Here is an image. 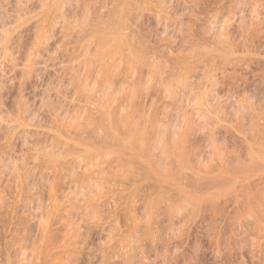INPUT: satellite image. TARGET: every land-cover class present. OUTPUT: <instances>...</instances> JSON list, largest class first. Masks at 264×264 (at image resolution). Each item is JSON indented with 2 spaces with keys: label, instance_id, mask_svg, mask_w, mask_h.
<instances>
[{
  "label": "rangeland",
  "instance_id": "374dc122",
  "mask_svg": "<svg viewBox=\"0 0 264 264\" xmlns=\"http://www.w3.org/2000/svg\"><path fill=\"white\" fill-rule=\"evenodd\" d=\"M21 1L0 0L1 24L24 20L0 62V264L264 263L260 225L244 214L264 221L263 179L238 206L198 200L221 164L248 162L246 143L264 127V8L62 0V14L45 15L39 0ZM100 106L123 133L144 131L145 153L169 144L161 170L170 179L136 159L89 154L101 141Z\"/></svg>",
  "mask_w": 264,
  "mask_h": 264
},
{
  "label": "bare ground",
  "instance_id": "6f19581e",
  "mask_svg": "<svg viewBox=\"0 0 264 264\" xmlns=\"http://www.w3.org/2000/svg\"><path fill=\"white\" fill-rule=\"evenodd\" d=\"M31 1V0H30ZM61 1L62 0H39V2H37L38 3V7H39V11L42 13H44L45 14V12H46V14L47 13H49L51 10H54L53 12H60V10L62 9V7H63V5L61 4ZM66 0H63V4H64V2H65ZM69 1V0H68ZM121 1V0H120ZM125 1V0H124ZM247 1V0H246ZM254 1V0H253ZM20 3H22V1L21 0H13V2L11 3V6H15V7H17V9H18V6H19V8H20V5H22L23 6V4H20ZM26 3V2H25ZM119 3V2H118ZM247 3V2H246ZM20 4V5H19ZM35 4V3H34ZM244 4H245V2H244ZM249 4V3H248ZM253 5V4H252ZM120 6V5H119ZM253 6H260L261 8H264V0H255V5H253ZM118 7V6H117ZM254 8V10L256 9H258V8ZM116 8V7H115ZM260 8V9H261ZM21 9V8H20ZM19 9V10H20ZM119 9V8H118ZM117 9V10H118ZM234 9V8H233ZM260 9H258L257 11H259ZM0 10H1V8H0ZM14 10V9H13ZM36 10V9H35ZM37 10H38V8H37ZM36 10V11H37ZM234 10H236V9H234ZM240 10V9H239ZM248 10V9H247ZM252 10V14H253V9H251ZM255 10V12H254V15L256 14V18H257V11ZM264 10V9H263ZM18 11V10H17ZM16 11V12H17ZM45 11V12H44ZM49 11V12H48ZM116 11V10H115ZM22 12V11H21ZM25 12H26V10H25ZM33 12V11H32ZM32 12H30V14L32 13ZM35 12V11H34ZM61 12H62V10H61ZM60 12V13H61ZM118 12V11H117ZM117 12H115V13H117ZM241 12V11H240ZM15 13V12H14ZM23 13V12H22ZM121 13V12H120ZM250 13V14H251ZM3 14V13H2ZM19 15H20V13H18ZM18 14H16V15H18ZM29 14V13H28ZM40 14V13H39ZM45 14V15H46ZM62 14V13H61ZM118 14V13H117ZM116 14V15H117ZM243 14V13H242ZM15 15V14H14ZM25 15V14H24ZM38 15V14H37ZM43 15V14H42ZM56 15V14H55ZM116 15L114 16V17H116ZM117 16H119V21H121V15L119 14V15H117ZM221 16V15H220ZM225 16V15H224ZM224 16H223V18H224ZM228 16H230L229 14H228ZM232 16V15H231ZM233 16H234V14H233ZM253 16V15H252ZM7 18H8V16H6ZM22 17H24L23 15H22ZM216 17H218V16H216ZM259 17V16H258ZM15 18H17V16L16 17H14V19ZM25 18V17H24ZM223 18H221V19H223ZM234 18V17H233ZM250 18V17H249ZM253 18V17H252ZM255 18V19H256ZM11 19H12V17H11ZM18 19V20H17ZM17 19H15V22H13L12 23V21H11V24H10V21L8 22H5L4 21V23H0L1 24V28H0V62L1 61H3V59H5L6 57H7V47H8V44H9V41H10V36H11V34H12V32H14L13 30L15 29V27H17V25L18 24H20L21 23V20H23V18L21 19V16L20 17H18ZM21 19V20H20ZM115 19V18H114ZM118 19V18H117ZM117 19H115V20H117ZM124 19H125V17H124ZM227 19V18H226ZM229 19V18H228ZM231 19V18H230ZM241 19V18H240ZM1 20V19H0ZM3 20V19H2ZM1 20V21H2ZM7 20V19H6ZM10 20V19H9ZM26 20V19H25ZM30 20V19H29ZM28 20V21H29ZM214 20H216V19H214ZM233 20V19H232ZM251 20V19H250ZM24 21V20H23ZM220 21H222V23L224 22L223 20H220ZM227 21V20H226ZM225 21V22H226ZM244 21V20H243ZM258 21V20H257ZM261 21H263V20H261ZM3 22V21H2ZM20 22V23H19ZM217 22H218V20H217ZM224 22V23H225ZM253 22V21H252ZM116 22H114V27L116 26V24H115ZM214 23V22H213ZM222 23H221V25H222ZM119 24V23H118ZM122 24V23H121ZM219 24H220V22H219ZM229 24V23H228ZM113 25V24H112ZM220 26V25H219ZM224 26H226V25H224ZM229 26V25H228ZM110 27H112V29H113V26H110ZM120 27H121V25H119V30H120ZM215 27V26H214ZM218 27V26H217ZM219 28V27H218ZM220 28H221V26H220ZM225 28V27H224ZM228 28V27H227ZM108 29V31H110L109 29H111V28H107ZM111 29V31L113 32V30L115 29H113L112 30ZM223 29V28H222ZM214 30H216V29H214ZM218 30V29H217ZM216 30V31H217ZM221 30V29H220ZM107 31V30H106ZM121 31V30H120ZM225 31V30H224ZM224 31H223V33H224ZM118 32V31H117ZM218 32V31H217ZM220 32V31H219ZM218 32V33H219ZM115 33V38H120L119 36L118 37H116V32H114ZM221 33V32H220ZM226 33V32H225ZM105 34V33H104ZM108 34V33H107ZM107 34H105V36L107 35ZM119 34V33H118ZM113 34L111 33V36H112ZM120 35V34H119ZM216 35V34H215ZM110 37V32H109V34L106 36V37ZM114 36V35H113ZM39 37V36H38ZM37 37V39H41V38H38ZM105 37V38H106ZM219 37V36H218ZM217 37V38H218ZM224 37V36H223ZM114 38V37H113ZM35 40H36V38H35ZM34 40V41H35ZM108 39L106 38L105 39V42L104 43H106V41H107ZM112 40H114V39H112ZM116 40V39H115ZM225 40V39H224ZM42 41V40H41ZM41 41H39V42H41ZM117 41V40H116ZM38 42V40H36V42H35V44H33V45H36L37 43H39ZM108 42V41H107ZM115 42V41H114ZM118 42V41H117ZM224 42V41H223ZM226 42H227V40H226ZM109 43V42H108ZM111 43V42H110ZM113 43V42H112ZM220 43V42H219ZM228 43V42H227ZM107 44V43H106ZM38 46H39V44H37ZM228 46H229V44H227ZM105 46H107V45H105ZM32 48H34L33 46H32ZM35 48H36V46H35ZM103 48H104V45H103ZM224 48V47H223ZM226 48H229V47H226ZM232 49V48H231ZM223 50V49H222ZM224 50H226L225 48H224ZM230 50V49H229ZM228 50V51H229ZM105 51V50H104ZM118 51V50H117ZM117 51H115V52H117ZM226 52V53H229V52ZM115 52H114V54H115ZM32 53V52H31ZM231 53V52H230ZM235 53V52H234ZM241 53V52H240ZM240 53H237V55H240ZM29 54L30 53H28V57H30L29 56ZM38 54V53H37ZM37 54H36V56H37ZM113 54V53H112ZM117 54V53H116ZM115 54V55H116ZM9 55V54H8ZM228 55V54H227ZM234 55V54H233ZM242 55H243V53H242ZM6 56V57H5ZM39 56V55H38ZM247 56H248V54H247ZM250 56V55H249ZM27 57V58H28ZM32 57V56H31ZM116 57V56H115ZM246 57V56H245ZM37 58V57H36ZM30 59V58H29ZM228 59V58H227ZM230 59V58H229ZM27 61V60H26ZM30 61H31V63H32V59H30ZM30 61H29V63H30ZM246 61V60H245ZM27 63V62H26ZM25 63V64H26ZM28 63V64H29ZM24 64V65H25ZM28 64H27V66H28ZM27 66H25V67H27ZM106 83V82H105ZM180 86L183 88V90H188V88L190 87H188V84H187V82H185V81H182L181 83H180ZM107 87V86H106ZM198 89V88H197ZM189 91V90H188ZM191 92H192V90H190ZM198 92L200 93L201 91L199 90H197V94H198ZM196 93V92H195ZM203 93V92H202ZM206 93V91L203 93V94H205ZM202 94V95H203ZM201 95V94H200ZM200 95H199V97H200ZM197 98V97H196ZM203 97H201V99H202ZM206 98V97H205ZM207 100V99H206ZM202 101H203V99H202ZM198 102H201L200 100H198ZM203 103V102H202ZM201 103V105L203 106V104ZM208 103V102H207ZM204 104V106H203V108H202V110H201V107H200V110L204 113H202L204 116H206V117H208L207 115H209V113L211 114L213 111H210L211 109H213V108H211L210 107V105L209 104ZM106 104V103H105ZM104 104V105H105ZM198 104V103H197ZM106 107H108V106H112V105H109L108 104V106L107 105H105ZM105 106H102V107H105ZM101 107V106H100ZM101 107V108H102ZM106 107H105V112L108 110V109H111L110 107L106 110ZM211 108V109H210ZM113 110V109H112ZM121 110H123V109H121ZM104 110H102V114H103V116H104V120H105V123H104V120L102 121V123H103V125H101L103 128L101 129H99V131H101V134L99 133V135H98V139L100 138L101 139V141H99L98 143H100L99 145L97 144L96 145V143H94L95 145H93V146H90V147H88V149H86L87 148V146H86V150L89 152V154H94V155H96V156H104V155H111V156H117V157H125V158H127V159H136V160H138V161H140L141 163H143V164H145L146 165V167H148L154 174H152V175H155V179L157 180V179H159V180H167V179H170L169 177H168V175L167 176H165V175H163V173H165V172H163L161 169H163V167H162V165L163 164H161L162 162L161 161H163L162 159H163V157L166 155V153L167 152H169V148L167 147V146H169V144L168 143H165V142H163V140H162V138L160 139V140H162V142H163V145H162V147H161V145L160 146H158L156 149H158V151L156 150V149H154L155 151H153L152 153L150 152V154H148V152L147 153H145L144 152V149L143 148H145V147H143V144H144V142H145V140L143 141V139H144V131H143V133H141V134H139V132H138V134L137 133H135V132H131V130H130V132L132 133H130V134H125V132L127 131L126 129V131L123 133L122 131H120L121 129V127L122 126H120V128H117V124H118V126H119V119L117 120L118 121V123L116 122V125H115V121H116V119H114L113 118V114H112V118L110 117L111 115H109V111H107L106 113L105 112H103ZM200 111V112H201ZM118 112H120V111H118ZM122 112V111H121ZM105 113V114H104ZM198 113V112H197ZM214 114H215V112H213ZM115 114H118L119 115V113H115ZM122 114V113H121ZM120 114V115H121ZM200 114V113H199ZM214 114L213 115H210V116H214ZM117 115V116H118ZM123 115H124V113H123ZM123 115H121V117L123 116ZM126 115H128V114H126ZM126 115H124L125 116V118H122V119H126L127 120V116ZM203 115H202V117H203ZM215 116H216V114H215ZM215 116L213 117V118H215ZM99 117H100V115H99ZM120 117V116H119ZM217 117V116H216ZM115 118H117V117H115ZM113 119H114V122H113ZM129 119V118H128ZM217 120V119H216ZM99 121V120H98ZM120 121H122V120H120ZM125 121V120H124ZM97 122V121H96ZM126 122V121H125ZM125 122H122L123 123V126H124V123ZM128 122V121H127ZM217 122H219V121H217ZM121 123V124H122ZM93 125V124H92ZM256 126H257V124H255ZM131 126H132V124H131ZM255 126V127H256ZM259 126V125H258ZM261 127V125L259 126V128ZM165 128V127H164ZM163 128V129H164ZM258 128V127H257ZM93 129V128H92ZM120 129V130H119ZM122 129H124L123 127H122ZM128 129V128H127ZM130 129V128H129ZM134 129V128H133ZM255 129V128H254ZM261 129V128H260ZM253 130V129H252ZM257 130V129H256ZM133 131V130H132ZM136 131V130H135ZM97 132V131H96ZM141 132V131H140ZM159 132V131H158ZM126 133H128V131L126 132ZM161 133H162V131H161ZM174 133V132H173ZM249 133H252V134H254L253 133V131H251L250 130V132ZM95 134V133H94ZM97 134V133H96ZM133 134H136V135H133ZM248 134V133H247ZM144 135V136H143ZM174 135V134H173ZM177 135V134H176ZM256 135V139L254 138V140H252L251 139V141H248V143H246V144H248V148L246 149L247 150V152L246 153H248V155H246L247 157L249 156V158H248V162H244L243 161V163H240V162H237L238 164L236 165H234V166H225V165H223V164H221L219 167H218V171H219V173H218V175H220L219 177H216V178H213V180H208V181H212V187H211V189L210 190H208L207 192H205L201 197H199V199L198 200H201V201H210V200H215V201H231V202H233V204H241L240 203V201L243 199L244 200V198L245 197H247V196H245L244 197V195H245V193L249 190L248 188H247V191L245 190L246 189V187H250V184H254V183H256V181L257 180H260V179H263L262 181L264 182V141H263V139H264V127L262 126V131H260V130H258V132L255 134ZM260 136V137H259ZM250 137V136H249ZM248 137V138H249ZM253 137V136H252ZM252 137H250V138H252ZM263 137V138H262ZM96 138V137H95ZM262 138V139H261ZM94 139V138H93ZM90 140V139H89ZM92 140V139H91ZM95 140V139H94ZM166 140V139H165ZM164 140V141H165ZM245 140V139H244ZM88 141V140H87ZM169 141V140H168ZM167 142V141H166ZM91 143H92V141H91ZM158 143H160V141L158 142ZM160 144H162V143H160ZM168 144V145H167ZM154 147H153V145H152V149H153ZM85 150V151H86ZM173 148H172V150H171V155L173 154L172 152H173ZM177 152V151H176ZM85 153V152H84ZM170 153V152H169ZM89 154H86L87 156H89ZM175 154V153H174ZM173 154V155H174ZM178 154H179V152H178ZM180 155V154H179ZM178 155V156H179ZM218 155H219V153H218ZM91 157H92V155H90ZM175 157H176V154L174 155ZM176 157L177 159L178 158H180L181 156H179V157ZM100 157H98V158H100ZM173 157V156H172ZM97 157H95L94 159H96ZM116 158V157H115ZM182 158V157H181ZM180 158V159H181ZM91 159V158H90ZM93 159V158H92ZM91 159V160H92ZM120 159V158H119ZM121 160V159H120ZM221 160V159H220ZM90 161V160H89ZM125 161V160H124ZM178 161V160H177ZM126 162V161H125ZM131 161H129V163H130ZM139 163V162H138ZM164 163V162H163ZM177 163H179L180 164V162H177ZM140 164V163H139ZM141 165V164H140ZM139 165V166H140ZM143 165H141V167H142ZM143 168H145V167H143ZM147 168H145V170H146ZM149 169H147V170H149ZM210 168H208V170H209ZM141 171L140 172H144L142 169H140ZM162 171V172H161ZM149 171H147L145 174H147ZM168 172V171H167ZM199 173V172H198ZM144 174V173H143ZM149 174H151V172H149ZM166 174V173H165ZM168 174H170V173H168ZM196 175H197V172L195 173ZM201 174V173H200ZM150 176V175H149ZM171 178H172V176L171 175H169ZM152 177V176H151ZM203 177H204V175H203ZM152 178H154V176L152 177ZM174 179V178H173ZM155 180V181H156ZM175 180V179H174ZM169 181V180H168ZM162 182V181H161ZM260 182V181H259ZM156 183V182H155ZM177 183V182H176ZM175 183V184H176ZM160 184V183H159ZM159 184H157V185H159ZM209 185H211V184H209ZM263 185H264V183H263ZM183 188V187H182ZM177 190V189H176ZM246 192H245V191ZM183 191H181V193H182ZM179 193H180V191H179ZM178 193V194H179ZM248 194V193H247ZM264 194V193H263ZM185 195H187V193L185 194ZM192 196V195H191ZM190 197V196H189ZM249 197V196H248ZM263 197H264V195H263ZM194 200V199H193ZM197 200V199H196ZM197 200V201H198ZM242 200V201H243ZM245 200H247V199H245ZM161 202H163V201H161ZM198 202H200V201H198ZM244 202V201H243ZM238 206V205H237ZM248 207V206H247ZM247 207H245V208H247ZM249 208L250 207H248L247 209H246V211L244 212V214L246 215H243V217H242V220H243V218H244V216H245V218L246 219H253V218H255L254 220H256L257 221V223L260 225V227H258L259 228V230L258 231H260L259 232V234H260V236H261V233H262V240L260 239V243H261V241L262 242H264V221H260V218H256V217H254V215H255V213L253 212V210H252V212L249 210ZM263 209H264V206L262 207ZM262 208H260V210L262 209ZM262 209V210H263ZM262 211H260L259 213H261ZM259 213H258V216H260L261 217V214L259 215ZM263 213H264V211H263ZM253 214V215H252ZM257 214V213H256ZM240 215V214H239ZM262 217H263V215H262ZM241 219V218H240ZM261 219H264V217L263 218H261ZM243 221H245V219L243 220ZM260 221V222H259ZM246 222V221H245ZM250 222H251V220H250ZM256 223V226H259L258 224ZM261 223H262V225H261ZM254 224H255V222H254ZM248 225V224H247ZM251 225V224H250ZM248 227V226H247ZM254 228H256L255 227V225H254ZM257 235V234H256ZM252 237V236H251ZM250 237V238H251ZM255 238V237H254ZM259 238V237H258ZM257 239V238H256ZM253 240V239H252ZM255 241V240H254ZM254 241H252L253 243H254ZM257 243V242H256ZM259 243V242H258ZM262 245V244H261ZM263 245H264V243H263ZM256 246V245H255ZM260 246V245H259ZM257 249H259L258 247H256ZM262 264H264V263H262Z\"/></svg>",
  "mask_w": 264,
  "mask_h": 264
}]
</instances>
